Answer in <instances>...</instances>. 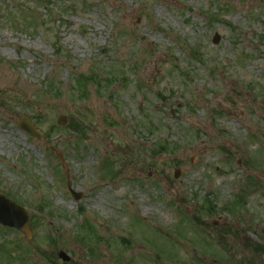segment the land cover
Returning a JSON list of instances; mask_svg holds the SVG:
<instances>
[{"label": "rangeland", "instance_id": "rangeland-1", "mask_svg": "<svg viewBox=\"0 0 264 264\" xmlns=\"http://www.w3.org/2000/svg\"><path fill=\"white\" fill-rule=\"evenodd\" d=\"M0 192V264H264V0H0Z\"/></svg>", "mask_w": 264, "mask_h": 264}, {"label": "water", "instance_id": "water-1", "mask_svg": "<svg viewBox=\"0 0 264 264\" xmlns=\"http://www.w3.org/2000/svg\"><path fill=\"white\" fill-rule=\"evenodd\" d=\"M219 40V35L215 36V41ZM66 116H60L58 119L59 124H66ZM20 126L29 132L32 136L38 137L43 140L44 137L39 133L35 125H32L26 118L22 120ZM61 157V156H60ZM180 171L177 170L176 177H179ZM70 184V182H69ZM79 199L80 195H76ZM0 225H6L12 228H17L24 235L32 238L34 236L33 229L30 223V215L24 207L17 202L12 201L5 194L0 193ZM59 257L65 262H70L71 257L63 250L59 252Z\"/></svg>", "mask_w": 264, "mask_h": 264}, {"label": "trees", "instance_id": "trees-1", "mask_svg": "<svg viewBox=\"0 0 264 264\" xmlns=\"http://www.w3.org/2000/svg\"><path fill=\"white\" fill-rule=\"evenodd\" d=\"M115 73L116 72L114 70H112L111 72H108V75H109L108 77L113 76ZM89 80H91L94 83L100 84L101 83V80H102V76L97 75V74L96 75L93 74V76H91V79H89ZM74 82L77 83L78 88L83 89L81 91L78 89L80 91V93H81V96H83L84 95L83 91L86 92L85 91V89H86V87H85V83H86L85 77L82 75L78 79L77 78H74ZM82 119H83V117H82ZM37 123L40 124V125L42 124L41 121H38ZM73 123L76 126L75 133L76 134H79V136H78V142H83L85 136L87 135L86 134L87 133L86 126L83 123H81V121L78 120V119L76 121L74 120ZM47 136H48V134H47ZM168 149H169V144L165 142L164 144H158L156 146L155 150H153V153H154V155H162L164 153L168 154L169 153L168 152ZM107 165H108V163H107ZM109 166H110V164H109ZM241 199H242V197H241ZM45 202H47V201H45ZM235 203H238V198L233 203L227 205V208H230V205L235 204ZM48 205H49V203L45 207L43 205H40V209L45 210L48 207ZM216 209H217L216 204L213 202L212 199H210L209 197H207L204 200V202H203V207L199 208V210H197V213L200 212V213L205 214V211H207L209 214H211V213L213 214ZM194 220H198V218H195V219H191L190 218V222L191 223H194ZM31 221H32L31 223H33L34 226H36V224L38 225V223L40 222L39 219H38V217H36V216H32ZM85 228H88L89 230H92V226L91 225L85 226ZM52 241L55 242L54 239ZM254 249H259L260 251L263 252V249L264 248L262 246H260V245L255 244L254 245ZM49 260L50 261H53V259L51 257H50ZM54 264H56V263L54 262ZM65 264H71V263H65Z\"/></svg>", "mask_w": 264, "mask_h": 264}, {"label": "bare ground", "instance_id": "bare-ground-1", "mask_svg": "<svg viewBox=\"0 0 264 264\" xmlns=\"http://www.w3.org/2000/svg\"><path fill=\"white\" fill-rule=\"evenodd\" d=\"M148 209V208H147Z\"/></svg>", "mask_w": 264, "mask_h": 264}]
</instances>
